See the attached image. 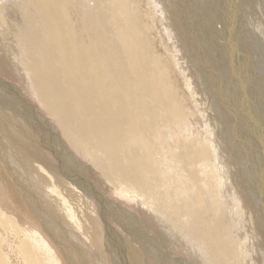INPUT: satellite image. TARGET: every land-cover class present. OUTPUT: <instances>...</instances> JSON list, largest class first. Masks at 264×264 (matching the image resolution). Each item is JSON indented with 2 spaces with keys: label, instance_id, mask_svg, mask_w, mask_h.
<instances>
[{
  "label": "bare ground",
  "instance_id": "6f19581e",
  "mask_svg": "<svg viewBox=\"0 0 264 264\" xmlns=\"http://www.w3.org/2000/svg\"><path fill=\"white\" fill-rule=\"evenodd\" d=\"M181 4L0 0L1 71L26 84L33 101L21 93L22 106L34 104L64 152H54L45 133V150L38 147L6 95L20 88L1 78L8 87L0 85V168L15 167L9 175L19 193L0 187V264H108L96 203L128 252L111 255L112 264H264V150L236 137L233 107L222 109L196 66L184 21L186 47L178 33ZM245 8L248 55L233 47L245 80L250 61L264 83V0ZM251 88L246 104L242 89L237 101L240 115L253 118Z\"/></svg>",
  "mask_w": 264,
  "mask_h": 264
},
{
  "label": "rangeland",
  "instance_id": "374dc122",
  "mask_svg": "<svg viewBox=\"0 0 264 264\" xmlns=\"http://www.w3.org/2000/svg\"><path fill=\"white\" fill-rule=\"evenodd\" d=\"M179 1H180V4L182 3L181 4L182 5L181 6V9L183 7V9H182L183 12L182 13H181V11L179 12V14H181V18L179 17L178 19H179V21H180L181 24L179 26L180 28L178 27V25H177V27H178V30L179 29L181 30V32L178 31V33H179V35L181 34L180 37L182 38V40L184 39L183 40V43H185L184 45L186 47L187 46L186 45V41H185L186 39L184 38V36H182V33H184V31H185L184 25H183L184 24L183 21H184L185 24H186L187 29L189 30V32H191V33L188 32L190 34V37H189L190 39H188V41L196 49V51H195V60H196L195 63L197 64L196 66H198L199 70L201 69L200 70V73H203V76H205V78L208 81L211 82L212 86L216 89L217 93H219V95L217 96V98H218L219 101L221 100L220 103H221L222 109L229 112L231 110L230 107H233L232 110H234V111H233V113L232 112L231 113L233 114V118L237 119V122H236L237 124H234V126H235V135H237L236 137H238V139L240 137L244 141V143L241 141V145L242 144L248 145L250 149H252V145H253V147L256 150H260V151L261 150H264V147L263 148H262V146L260 147V140H259V143H257V140L255 139V137L252 136L253 133H256V134L258 133V135L261 134V136L263 135V137L261 139L263 140L262 142L264 143V139H263L264 138V83H261L260 82V77H258L256 75L253 77V75H254V72L253 71L255 70L256 73H258V71H257V69H255L256 67H254L253 63H251L250 61H249V64H250L249 69H250V67H252V69L254 68L253 70H251V73H252V79L251 80L253 82L252 81L250 82V80H249L248 77H247V80H245L246 79V76H243V69H242L241 59H240L241 57L240 56L239 57L237 56V53L235 52L234 47H233L234 44H235L236 45L235 48L240 49V51H242V50L245 49L244 52L246 54L248 52V50H246L247 48L245 47V45L243 46L244 41L246 39V30L247 29L249 30V27L251 29V25L249 26V23H248V13H247L248 11L245 8V7H247V0H242V1L241 0H234V1L233 0H217V1L216 0H205V1L204 0H179ZM218 1L221 2V3H219ZM227 1L229 2L230 5L227 3ZM231 1H233V2H231ZM234 2H235V4H234ZM227 5L229 7H227ZM230 11L232 12V14L230 13ZM223 13H225V16L226 17L223 15ZM182 14H183V16H182ZM199 20H200V22H199ZM231 31H232V33H231ZM239 31H241V32H239ZM238 33L241 34V35L239 36ZM247 33H248V31H247ZM238 38L240 39V41H238L239 40ZM220 39H221V41H220ZM247 40H248V38H247ZM247 42H249V41H247ZM191 53L193 54V52H191ZM240 53L242 54V52H240ZM208 56H210V57H208ZM200 59H201V61H203L202 63H201ZM224 64H226V66ZM200 65L203 66V67L201 68ZM205 65H206V67H205ZM222 66H223V69H224V66H225L226 69L225 70L221 69ZM246 66L247 65L245 63V67ZM228 73H229V75H228ZM232 74H234L233 77H232ZM257 75L261 76L260 73L257 74ZM209 76H210V78H209ZM224 76H225V78H223ZM228 76H230V77H228ZM243 77H244V80L245 81L243 80ZM1 78L3 80L8 81L9 84H11V85L12 84L17 85V87L20 88V89H17V90H16V88H14V90H13V88L9 86L10 87V91H12V92L11 93L10 92L7 93L6 95L7 96L9 95L8 96V101L10 99L11 102H15V106L16 105H19V107L21 106V110L23 112V115H18L19 117H17V119L20 120V122L24 125V127L26 126L25 129H27V131H29V133L32 134V136L36 140V144L38 145V147H40V148L42 147L45 150L44 146H42V145H44L43 143H45V141H43L44 140L43 139L44 138L43 137L44 136L43 134L45 133L46 136H47V134H50V135L53 136L52 138H54L53 139V142L51 143V145L54 148L51 146V149H53V151L55 150L54 152L57 151V153H58V150H59V153H64L63 150H62V147H59V144L57 142V138H56L57 135L55 134L54 131L51 132V133H48V132H50V126H48V125L45 124V121L43 120V117H41V113H38L36 111L37 109L34 108V106H33L34 104L32 105L31 103H27V104L25 103V107H26L27 110L24 111L25 110V107H23L22 106V102H20V99L24 97L22 94L27 95L26 97H28V98H30L32 100V97L29 95V93L27 91V88L25 86L26 84H23V82L20 81V79L17 78L16 75H14V76H12V75H6L5 73H3V71H1V68H0V79ZM236 79L238 81H236ZM256 81H258L259 83L256 82ZM238 82H239V84H238ZM20 83H22V84H20ZM249 84L252 87L251 88L252 89L251 94L252 93L255 94V95L254 94L251 95L253 98L250 96L252 98V105H255V102L254 101L256 100L257 101V104H258V108H259V109L256 108L255 107L256 105L254 106L255 109H254L253 106L251 107L252 117L253 118H250V116L246 112H245L246 117H244V115H242V114H241L242 116L240 115V113H241L240 110H239L240 109V104L238 105V101H237L238 100L237 99L238 98V94L237 93L239 92L238 89L239 90L242 89L244 91L245 90V87H249ZM256 84H258L261 87H259ZM0 85L3 86V87L6 85L5 87H8V85L7 84H4L3 82H1V80H0ZM23 87L26 88V89H24ZM253 89H256V90L254 91ZM260 89H261V91H259ZM231 90H232V92L234 94L233 96H231V94H232L230 92ZM242 90H241V92H242L244 101H243L242 98L241 99L246 104L247 103V100H248L247 99L248 96H246L245 91L243 92ZM255 92L258 95H256ZM4 94L5 93H3V96H2L3 98H1V99H5V95ZM16 96L19 98L18 100H17ZM19 96H21V97H19ZM244 96H246V97H244ZM260 96H262L263 98H261ZM259 100H260V102H259ZM28 107H29V109H28ZM4 108H6V107H4ZM32 109L34 110V113L36 112L35 114H33V110ZM254 110H256V112ZM27 111H28V113H27ZM8 112L11 115L12 114L13 115H16L13 110H11V111L9 110ZM29 113H30V115H29ZM37 119H39L40 122ZM249 119H252V120H249ZM261 119L263 121H261ZM32 120H34V122ZM247 120H249V122L251 121L250 124H252L253 127H250L247 124ZM226 122L231 125V123H230L229 120L226 119ZM239 123L244 126V130H241L243 126L240 125ZM33 124H35V125H33ZM30 127H32V129ZM38 127H39V130H41L40 132H37ZM42 127H44V129ZM258 131H260V132H258ZM53 133H54V135H53ZM39 134H40V136H39ZM243 137L246 138V139H244ZM251 137H253L255 143L252 142L250 144V140L252 139ZM246 142H247V144H246ZM236 146H239V145H236ZM243 152H244V149H243ZM2 166H4L5 168H7L4 164H2ZM12 169L14 170L15 167L11 166V164L10 165L8 164V169L2 170L0 168V174H1V179H2V183L0 184V187L1 188H4V190L6 192L12 193L13 195H15L17 197V194L19 192H18V190L16 189V187L14 186V184L12 182V177H10V175H9V172H12ZM263 169H264V160H263ZM19 173H21V172H19ZM254 173H255L254 170H252V181H253L254 184H256V182H257L256 179H258V176H257V174L255 175ZM32 191H34V190L32 189ZM97 198H98V201L99 202H102V198L100 196L97 195ZM257 198L259 200V197H257ZM19 199L23 203H25L24 200L21 198L20 194H19ZM263 203H260L259 204V207H261V208L264 209V204ZM40 204L44 208H46L43 203H40ZM96 209H97V211H96ZM95 211L97 213L98 221H100L99 222V232L98 233L100 234V237H101L100 246L102 247V252H103L101 259L104 260L108 264H112V263H110L108 261V258L112 259L111 255H115V257H119L121 259H123L124 257H127L128 256V252H126L123 249L119 248V245H118V243L115 240V236L114 235H110V234H113L114 231L120 234V230H121L120 227L112 222L111 225L113 226L112 228L114 229V231H110L109 232L108 229H106L105 223H104V222H106L105 221V215L103 216V220H102V218L99 217L100 214L98 215V213L100 211V205L98 203H96ZM107 225L110 226V224H107ZM107 233L109 234V237L106 238L105 237L106 236L105 234H107ZM66 237L69 238V239H71L72 240V244H74V241L69 236V234H67ZM93 239H94L95 242L97 241V239H96L95 236H94ZM101 241H103V243ZM50 244L52 246H54V244L52 242H50ZM70 252L73 253L74 251L71 249ZM71 258L73 259V257H71ZM151 263L153 264L152 261H151ZM168 263H169L168 260H166V262L164 260V262H163V264H168ZM121 264H126V263L123 262ZM147 264H148V262H147Z\"/></svg>",
  "mask_w": 264,
  "mask_h": 264
}]
</instances>
